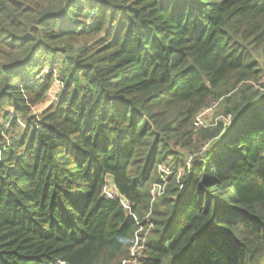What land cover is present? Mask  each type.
I'll return each mask as SVG.
<instances>
[{"label":"trees","instance_id":"16d2710c","mask_svg":"<svg viewBox=\"0 0 264 264\" xmlns=\"http://www.w3.org/2000/svg\"><path fill=\"white\" fill-rule=\"evenodd\" d=\"M136 242L264 264V0H0V264Z\"/></svg>","mask_w":264,"mask_h":264},{"label":"rangeland","instance_id":"374dc122","mask_svg":"<svg viewBox=\"0 0 264 264\" xmlns=\"http://www.w3.org/2000/svg\"><path fill=\"white\" fill-rule=\"evenodd\" d=\"M53 97V92L50 93L49 95V98L48 99H51ZM44 107V105H40V106H37L35 108H33L34 112L38 113L42 110V108ZM216 109V107H212V108H209L208 110L204 111L197 119H196V122L195 124L196 125H201L202 123H205V122H209L211 120V117L213 116V112L214 110ZM196 154H192L190 152H184L182 156H184V162L186 165H189L190 162L192 161V159H194ZM175 168L174 165L170 164L169 166H161L160 169H159V172H165V174L167 175L171 169ZM175 171H180L181 168L178 166V168L174 169Z\"/></svg>","mask_w":264,"mask_h":264},{"label":"built area","instance_id":"2783aa9c","mask_svg":"<svg viewBox=\"0 0 264 264\" xmlns=\"http://www.w3.org/2000/svg\"><path fill=\"white\" fill-rule=\"evenodd\" d=\"M163 185L161 184H154L152 186V190H151V193H152V196L155 197L156 195H159L162 193L163 191ZM107 195L109 197H113V194L110 193V192H107ZM141 248L142 246L139 245L137 242L135 243V245L133 246L132 250H131V255H132V258L130 260H127L125 262H123V264H136V256L139 255L141 253Z\"/></svg>","mask_w":264,"mask_h":264}]
</instances>
